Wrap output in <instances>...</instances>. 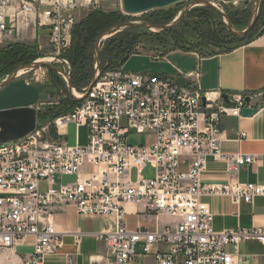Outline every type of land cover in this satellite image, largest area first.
Returning a JSON list of instances; mask_svg holds the SVG:
<instances>
[{"label":"built area","instance_id":"obj_1","mask_svg":"<svg viewBox=\"0 0 264 264\" xmlns=\"http://www.w3.org/2000/svg\"><path fill=\"white\" fill-rule=\"evenodd\" d=\"M104 1L0 0V47L16 28L10 19L34 13L46 31L53 60L64 59L81 11ZM189 76L195 81L189 82L188 75L123 68L101 72L87 92L76 91L83 98L70 111L49 123L38 121L23 138L0 143V264H45L48 255L62 248L65 233L52 220L56 204H73L83 215L117 218L115 229L99 234L109 252L105 264H248L238 256L239 245H264V228L218 232L213 212L201 198L228 196L234 203H251L264 197V182L205 184L202 174L209 158L225 162L230 175L264 160V155L226 153L220 145L223 116L240 117L244 107L264 103L255 105L252 95L239 92L214 102L198 86V71ZM246 97H251L249 103ZM71 124L87 129L86 144L67 142ZM131 132L145 134L147 143L129 144ZM146 167L153 171L150 178L144 176ZM63 175L75 180L56 182ZM126 203H143L151 213L181 220L155 230H130L124 219ZM72 234L79 244L81 233ZM30 237L33 252L18 254L16 247ZM139 244L142 253L136 252ZM69 264L76 263L70 259Z\"/></svg>","mask_w":264,"mask_h":264},{"label":"crops","instance_id":"obj_2","mask_svg":"<svg viewBox=\"0 0 264 264\" xmlns=\"http://www.w3.org/2000/svg\"><path fill=\"white\" fill-rule=\"evenodd\" d=\"M14 9L10 10V13ZM12 36L7 41L39 42L46 31L39 27L37 15L19 13ZM48 38V37H47ZM140 57L135 72L164 76L188 75V81H195L191 73L198 71V86L214 102L225 101L223 94L234 92L252 95V103H264V32L232 50L204 54L199 50L174 49L164 54L137 52L129 59ZM123 69L126 71L125 67ZM129 72V71H127ZM262 93V94H261ZM220 145L226 153L264 155V107L257 108L250 116L225 115L220 123ZM185 168V166H184ZM85 171V169H84ZM205 184L239 182H264V160L243 165L237 174L230 175L223 161L208 159L202 174ZM213 212V228L218 232L238 228L261 226L264 228V197H257L251 203L234 201L228 196L205 195L201 198ZM56 228L65 233L63 246L56 253L48 255L45 264H105L109 257L106 244L99 234L112 231L117 225L113 215H83L73 204H56L51 208ZM124 219L130 230L139 227L155 230L175 225L181 218L166 213H151L143 203H126ZM80 232V243L75 242L72 233ZM34 239L28 238L15 251L20 255L33 252ZM228 251L234 252L232 246ZM238 256L248 264H264V245L258 241H245L239 245Z\"/></svg>","mask_w":264,"mask_h":264},{"label":"trees","instance_id":"obj_3","mask_svg":"<svg viewBox=\"0 0 264 264\" xmlns=\"http://www.w3.org/2000/svg\"><path fill=\"white\" fill-rule=\"evenodd\" d=\"M199 10H205L206 12L208 11L211 13L213 12L218 16L220 15L210 7H203ZM152 11H158L162 15L158 18L152 16V18L149 20L152 23L161 24L163 23L161 20L163 17L164 20H167L169 17V13L162 12L163 9H157ZM193 11L194 10L188 12L186 15L191 14ZM250 12V10H244L240 12L235 11L233 14L234 16H236V19L233 17V14L230 13L232 22L235 24L236 27L242 26L239 29H244L250 17ZM128 17L129 16L123 15L121 12H106L102 10H95L89 15H87L84 19L78 21V23L74 26L71 35V44L69 48L62 53L61 58L66 59L69 62V65L71 66L72 83L76 87L77 91H81L83 88L87 87L93 77L95 65L94 47L98 36L107 28L111 27L116 23L121 22L123 18L128 19ZM182 23L178 26L181 27ZM186 25L189 27L188 24ZM187 26L184 30L181 29V31L175 33L179 34V36H184L186 38V36L189 34ZM256 26L257 22L245 36L235 35L234 33L228 31L225 28L226 32L223 39L227 40L225 42L229 44L225 48L220 49L218 51L232 50L259 36L264 32V27L255 33L254 29L256 28ZM177 27L166 30L165 32H173ZM147 31V29L141 27L127 28L121 32L116 33L117 35H119L118 37L111 38L103 42L101 46L102 72L112 69H118L124 66L129 57L132 54L137 53L134 51V40L138 37H141L142 35L146 36ZM215 34L217 35L218 33ZM149 36L153 37L155 35L151 34ZM174 49H196L204 54L214 53L204 52L201 48L196 45H174L172 47L165 46L161 48L152 47L149 50L150 52L164 54ZM40 56L41 54L38 51L37 45L35 44H27L20 41L7 43L5 46L0 47V73H6V71L8 73L20 65L31 63L33 60H36ZM48 70L50 72L51 79L48 83H46V88H54L55 91L53 93H55L56 91L61 90V87H63L65 91L69 93L67 84L61 74L52 68H48ZM77 103L78 102L74 101L69 93V95L64 98V100L61 101L57 106L51 107L46 111H39L38 121L42 124L46 123L48 120L52 121L60 114L70 111L73 106ZM51 132L55 134V130L53 127H51Z\"/></svg>","mask_w":264,"mask_h":264},{"label":"rangeland","instance_id":"obj_4","mask_svg":"<svg viewBox=\"0 0 264 264\" xmlns=\"http://www.w3.org/2000/svg\"><path fill=\"white\" fill-rule=\"evenodd\" d=\"M219 7H221L222 9H224L229 15L230 13H234L236 12H240V11H244V10H250V17L248 19L247 25L249 23V20L251 18L252 15V9H253V5L255 0H248L247 2L245 1H234V2H225L222 0H213ZM188 4V2L180 4V5H173L167 8H163L162 12H166L169 13V17L168 19L164 20V17L161 19L163 23L161 24H168L171 21H173L176 16L180 13V11ZM203 7H208L205 5H199V6H195L193 8L190 9V11L194 10L191 14L189 15H185V17L183 18V23L182 26H178L180 24H178L177 27L173 32H165V31H161V32H157V31H153V30H148L146 33V36H141L138 37L137 39H135L134 41V51L135 52H150V48H161V47H172V46H176V45H196L199 48H201L204 52H217L220 49L225 48L226 46H228L229 43L225 42L227 40H224L223 37L225 36V28L229 31V29L227 28V24L225 19L223 18V16L221 15H216L213 12H206L205 10H199L200 8ZM212 9V8H211ZM95 10H102V11H106V12H110V11H116V12H121L123 15H127L129 16L128 19L123 18L121 22L119 23H125L127 21H137V20H143V21H149L152 16H154L155 18L162 16L160 14V12L158 11H147V12H143V13H139V14H134V15H129L127 13H125L124 9H123V5H122V0H105L99 7L96 8H86L83 9L79 15V19L82 20L84 19L87 15H89L90 13H92ZM157 10V9H156ZM189 11V12H190ZM215 11V10H214ZM216 12V11H215ZM165 16V15H163ZM233 17L236 19V16ZM79 20V21H80ZM230 20L232 22L231 16H230ZM116 23V24H119ZM233 23V22H232ZM188 24L189 27L186 25ZM234 24V23H233ZM115 25V24H114ZM246 25V26H247ZM113 26V25H112ZM188 27V32L189 34L186 36V38L184 36H179V34H176L175 32H179L185 29V27ZM235 26V24H234ZM173 27V28H175ZM236 27V26H235ZM242 27V26H240ZM240 27H236L237 29H239ZM264 27V2L263 5L261 7V11H260V15L259 18L257 20V26L254 29V32H258L259 30H261ZM246 28V27H245ZM158 33V34H157ZM215 33H218L217 35ZM155 35L153 37H150L149 35ZM119 35L112 34L111 36L107 37L106 39L103 40V42H105L108 39L111 38H116ZM218 41V42H216ZM102 42V44H103ZM8 43V41H5L2 46H5ZM30 44H35L38 47V51L40 52L41 56L38 57L37 59H46V60H53V56L51 53V48L48 44V38L45 35H42L39 42H34V43H30ZM102 46V45H101ZM36 59V60H37ZM142 59H140V57H135L132 58L131 60L127 61L124 65L126 71L129 72H135L137 69L135 68V64L140 63ZM35 61V60H33ZM32 61V62H33ZM54 65H56L57 67H60L62 69L65 68V70H68V67L66 65H64L61 62H54ZM21 66V65H20ZM63 66V67H62ZM19 67V66H18ZM18 67H16L15 69L11 70L10 72L6 73L2 72L0 73V77L1 79L6 78L9 74H11L13 71H15ZM101 68H102V63H101ZM120 68H123L120 67ZM118 68V69H120ZM61 76L63 77V79L66 82L65 77L61 74ZM20 78H24L26 79L29 83L32 84H36V85H40V84H44L45 85V92L48 93V101L45 102H38L36 105V108L38 109V111H46L47 109L57 106L61 101L64 100V98H66L69 93L65 91V89L63 87H61L62 89L59 91H56L55 93H53L55 91L54 88H46V83H48L50 81V72L48 70L47 67H38L36 69H32V70H26L24 73H22L20 76ZM0 79V81H1ZM67 84V82H66ZM68 88V86H67ZM69 90V88H68ZM68 94V95H67ZM63 99V100H62ZM50 121L48 120L46 123H49ZM77 140L79 141V144L84 145L87 142V129L85 127H81L79 129L75 128V126L73 124H71L68 129H67V142L70 145H74ZM128 143L131 145H139V144H146L147 143V137L145 134H136L134 132H131L128 135ZM144 176L146 178H150L153 176V171L149 168L146 167L145 171H144ZM136 179V173L134 172L133 174V180ZM75 180L74 176H69V175H63V176H56V182L58 183H68V182H72ZM42 189H46L45 185H42ZM136 252L137 253H142L143 252V246L141 244L137 245L136 247Z\"/></svg>","mask_w":264,"mask_h":264},{"label":"water","instance_id":"obj_5","mask_svg":"<svg viewBox=\"0 0 264 264\" xmlns=\"http://www.w3.org/2000/svg\"><path fill=\"white\" fill-rule=\"evenodd\" d=\"M225 2L245 1L248 0H222ZM188 4L180 11L176 18L168 24H155L150 21H127L125 23L115 24L104 30L96 39L94 47V74L87 87L83 88L87 92L92 85L95 84L102 72L101 68V45L104 39L112 34L121 32L127 28L141 27L157 32L172 29L183 21L185 15L191 8L199 5H205L218 14L223 16L226 21L229 31L238 36H245L257 22L261 7L264 0H255L252 15L248 25L244 29H237L230 20V15L221 7H219L213 0H122V5L125 13L129 15L139 14L151 10L163 9L176 4ZM61 61L65 63L68 70L62 69L54 65V62ZM38 67L52 68L58 73L62 74L67 82L69 93L72 99L76 102L83 97L76 95V87L72 83L71 66L65 59L46 60L37 59L31 63L19 66L15 71L9 74L6 78L0 81V143H7L23 138L31 131H33L38 122V109L36 105L38 102L48 101V93L45 92L44 84L36 85L29 83L26 79L20 78L21 72L26 70L36 69ZM222 97L228 101V95L223 94ZM264 98V92L262 94ZM246 102L251 101V97H246ZM257 108L244 107L241 110V115L250 116L256 113Z\"/></svg>","mask_w":264,"mask_h":264},{"label":"bare ground","instance_id":"obj_6","mask_svg":"<svg viewBox=\"0 0 264 264\" xmlns=\"http://www.w3.org/2000/svg\"><path fill=\"white\" fill-rule=\"evenodd\" d=\"M21 73H24V72H21Z\"/></svg>","mask_w":264,"mask_h":264},{"label":"flooded vegetation","instance_id":"obj_7","mask_svg":"<svg viewBox=\"0 0 264 264\" xmlns=\"http://www.w3.org/2000/svg\"><path fill=\"white\" fill-rule=\"evenodd\" d=\"M1 80H3V79H1Z\"/></svg>","mask_w":264,"mask_h":264}]
</instances>
